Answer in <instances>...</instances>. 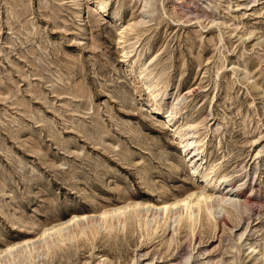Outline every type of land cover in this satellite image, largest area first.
I'll return each mask as SVG.
<instances>
[{"label":"rangeland","instance_id":"374dc122","mask_svg":"<svg viewBox=\"0 0 264 264\" xmlns=\"http://www.w3.org/2000/svg\"><path fill=\"white\" fill-rule=\"evenodd\" d=\"M102 1L0 0V264H264V0ZM216 181L215 217L133 214Z\"/></svg>","mask_w":264,"mask_h":264},{"label":"bare ground","instance_id":"6f19581e","mask_svg":"<svg viewBox=\"0 0 264 264\" xmlns=\"http://www.w3.org/2000/svg\"><path fill=\"white\" fill-rule=\"evenodd\" d=\"M148 4V3H147ZM150 6V4L148 5ZM151 7V6H150ZM107 8V1L106 0H103L102 2H100L98 4V9L101 10V11H104L106 10ZM101 13V12H100ZM142 20V19H141ZM143 22V21H140V23ZM134 24L136 23H133V26ZM137 25V24H136ZM135 25V26H136ZM131 27V26H130ZM137 27V26H136ZM139 27V26H138ZM135 28V27H134ZM127 41V40H126ZM132 47H135L134 45ZM139 59V58H138ZM140 62V61H139ZM141 63V62H140ZM145 68V66H144ZM143 73V72H142ZM153 73V72H152ZM146 86L149 89L153 90L152 93L155 94V97H158L159 92H157V90L155 89V87L153 88L152 85H148V83L146 82ZM153 88V89H152ZM151 92V91H150ZM157 92V93H156ZM161 93V92H160ZM152 95V94H151ZM177 103V102H176ZM174 104L173 107L171 108V113L169 114V116L166 118V120L164 121L167 125H170L171 127H174V130H175V133H176V137L178 138V140L183 144V147H184V151L187 152L188 154V157H189V160H190V163H192V169L194 170V173H197L198 171H200L202 168H203V162L201 161V155H202V141L199 140V136H198V130L196 127L197 126H194V125H191V126H185V128H181L179 126H177V124L174 122L177 118V109L179 108V105L178 104H175V103H172ZM169 111V112H170ZM165 125V124H164ZM169 127V126H168ZM224 178V177H223ZM226 178V177H225ZM220 182V181H219ZM223 185V183H218L216 181V186L214 187L213 189V192L211 193H208V191L206 192V187H201V190L200 192H198V195L196 198H192L194 194H187L185 195V197H182V198H179L177 200H174L173 202H167V203H164L163 205H158V204H155V203H152V202H137L134 206H132L131 208L135 207L134 211H133V214L136 217H138L139 220L141 219H144L143 222L147 225H151L150 223H148V217H152L153 219L160 217L164 214V216L168 219H171L173 220V224H176V223H181V219L184 218L185 220V216L183 215L184 212H186L185 215L188 214V216H192V215H199L200 212H207L209 213L210 215L214 216L216 214H219L222 212V210L224 208H222V204L224 203V205L227 207L228 205H226V203H231L232 201V195L235 193L234 192L233 194H230L231 191H229L228 189L225 191L226 187H224L223 189L221 188ZM232 190V189H231ZM237 192V191H236ZM248 199V198H246ZM236 200V199H234ZM233 200V201H234ZM239 200V199H238ZM244 200V199H243ZM240 203V202H239ZM244 203V202H243ZM246 204L249 203V201H246L245 202ZM244 203V204H245ZM245 204V205H246ZM231 205V204H230ZM242 205V204H240ZM129 204L126 206L128 207ZM240 207V206H239ZM238 207V208H239ZM243 207V206H241ZM237 208V207H236ZM246 208V207H245ZM243 207V209H245ZM231 209H234V208H231ZM241 209V208H240ZM239 209V210H240ZM248 209V208H247ZM124 210V209H123ZM121 208L120 209H117V210H113L112 212H114V214H117L118 215V222L122 225H125V223L127 222L128 218L125 216V213ZM242 210V209H241ZM132 212V211H130ZM241 212V211H240ZM243 212V211H242ZM241 212V213H242ZM119 213V214H118ZM204 213V214H205ZM206 213V214H207ZM106 214V212H101L100 214H80V215H74L72 216L69 220H67L65 222V224H70V223H74L75 221H78L79 224H77L76 228H71V231L72 232H75L77 231V233L80 231L79 230H83L85 229L86 227H90V226H93L97 223H101L99 219V216L100 217H104ZM108 214V213H107ZM112 214V213H111ZM205 214V215H206ZM208 214V215H209ZM183 215V217H182ZM116 216V215H115ZM163 216V217H164ZM188 216L186 217V219L188 218ZM219 216V215H218ZM227 216V215H226ZM146 217V218H145ZM209 217V216H208ZM230 217V216H228ZM191 218V217H190ZM224 218V214H223V217L222 219ZM108 219V218H107ZM116 219V218H115ZM114 219V220H115ZM161 219V218H160ZM189 219V218H188ZM225 219V218H224ZM117 220V219H116ZM159 220V219H158ZM163 220V219H161ZM190 220V219H189ZM82 221H85V222H82ZM226 220H224L225 222ZM81 222V223H80ZM104 222V221H103ZM102 222V223H103ZM116 222V221H115ZM118 222H116V224H119ZM157 222V221H156ZM184 222V221H183ZM190 222V221H188ZM187 222V223H188ZM220 222V221H219ZM104 223H107L104 222ZM109 223V222H108ZM111 223V222H110ZM158 223H160V220L158 221ZM193 221L190 223L192 225ZM61 226L62 224L64 223H60ZM114 224V223H112ZM139 224H141V222H139ZM156 225V223H154ZM168 224V223H167ZM65 225V226H67ZM102 225V224H100ZM145 225V226H146ZM179 225V224H178ZM176 225V226H178ZM96 226V225H95ZM141 226H144V225H140ZM166 226V225H164ZM175 226V225H174ZM181 226V225H180ZM56 227H59L56 226ZM101 227V226H100ZM110 227V226H109ZM108 227V229H109ZM156 227V226H155ZM163 227V225H162ZM95 228V227H94ZM144 228V227H143ZM159 228V227H158ZM158 228L156 227L155 230H158ZM161 228V226H160ZM176 228V227H175ZM174 228V229H175ZM55 229V228H54ZM60 229V228H59ZM65 229V228H63ZM77 229V230H76ZM146 229V228H145ZM50 230V229H49ZM97 230V229H96ZM101 230V228H100ZM87 231H85L86 233ZM94 232V229L93 231ZM91 232V233H92ZM46 233V232H45ZM89 233V232H87ZM96 233H98V230L96 231ZM151 233V232H150ZM54 235H57L55 233H52ZM61 234V233H60ZM143 234V233H141ZM62 236L64 234H61ZM67 235V234H66ZM67 237V236H66ZM41 238V237H40ZM38 238V239H40ZM46 238V237H45ZM44 239V238H43ZM28 240V239H27ZM39 241V240H38ZM43 241V240H42ZM25 242V240H24ZM18 243V242H17ZM23 243V242H22ZM27 244V241L25 242ZM29 243V242H28ZM20 244V243H19ZM43 244V242H42ZM63 244V243H62ZM8 245V244H7ZM10 245V244H9ZM18 245V244H17ZM21 246H23V244H21ZM51 246V245H50ZM62 246V245H61ZM15 247V245H10L8 246L7 248H3V252H9ZM18 247V246H16ZM55 248V247H54ZM17 249V248H16ZM25 250V249H24ZM38 251V250H36ZM39 252V251H38ZM5 254V253H4ZM22 255H24L23 252L17 250L16 252H13L9 255L8 258H6L1 264H9L11 263L12 261H15L17 258H20ZM3 256V255H2ZM188 256V255H187ZM190 257L191 256H188L187 258H185L182 262V264H188L189 263V260H190ZM1 259V258H0ZM100 262H98L99 264ZM103 263V262H102Z\"/></svg>","mask_w":264,"mask_h":264}]
</instances>
